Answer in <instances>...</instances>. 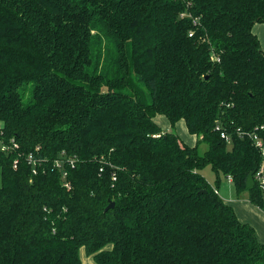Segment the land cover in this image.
<instances>
[{"label": "trees", "instance_id": "obj_1", "mask_svg": "<svg viewBox=\"0 0 264 264\" xmlns=\"http://www.w3.org/2000/svg\"><path fill=\"white\" fill-rule=\"evenodd\" d=\"M257 23L264 0H0V264H264L216 192L264 211Z\"/></svg>", "mask_w": 264, "mask_h": 264}, {"label": "crops", "instance_id": "obj_2", "mask_svg": "<svg viewBox=\"0 0 264 264\" xmlns=\"http://www.w3.org/2000/svg\"><path fill=\"white\" fill-rule=\"evenodd\" d=\"M216 191L233 208L241 222L254 228L257 240L264 243V211L249 201L248 192L237 194L230 179L221 182Z\"/></svg>", "mask_w": 264, "mask_h": 264}, {"label": "rangeland", "instance_id": "obj_3", "mask_svg": "<svg viewBox=\"0 0 264 264\" xmlns=\"http://www.w3.org/2000/svg\"><path fill=\"white\" fill-rule=\"evenodd\" d=\"M253 31L254 33L258 36L261 46L264 49V23H257L253 26ZM157 119V122L160 124L162 127V130L167 132V131H173L178 134V136L186 143L192 145L196 141V136L194 134H190L187 131V128L185 126V123L183 120L177 121L174 125H171L167 119L163 118V116H159ZM166 121H165V120ZM206 148V145L201 143L199 145V152L202 153ZM201 173L205 176L206 180L211 184L214 185V172L210 168L209 165L203 167L201 169ZM225 179L221 178V182H224ZM81 259L83 264H93V260L91 256H87L81 251Z\"/></svg>", "mask_w": 264, "mask_h": 264}, {"label": "built area", "instance_id": "obj_4", "mask_svg": "<svg viewBox=\"0 0 264 264\" xmlns=\"http://www.w3.org/2000/svg\"><path fill=\"white\" fill-rule=\"evenodd\" d=\"M1 132H2V131H1V129H0V134H1ZM221 136H224V134L221 133ZM224 137H225V136H224ZM226 139L228 140L227 137H226ZM253 139H254V141H255V145H256V147L260 149V151L262 152V154H264V149H263V147H262V142H261V140L259 139V137H257L256 134H254V135H253ZM13 147H17V145H16V144H13ZM10 148H11V146H9V145H7V144H5V143H3V142L0 143V149H1V150H8V149H10ZM27 158L29 159V161H30L31 163L35 164L32 154H29V155L27 156ZM56 164L58 165L59 162L57 161ZM33 172H35V169H33ZM254 177L260 182V184L262 185V189L264 190V173H263V167H260V168L258 169V171L254 174ZM216 192H217V191H216Z\"/></svg>", "mask_w": 264, "mask_h": 264}, {"label": "water", "instance_id": "obj_5", "mask_svg": "<svg viewBox=\"0 0 264 264\" xmlns=\"http://www.w3.org/2000/svg\"><path fill=\"white\" fill-rule=\"evenodd\" d=\"M254 184L253 172H251L246 180V187H251ZM113 206V202H110L106 207L105 210L110 209Z\"/></svg>", "mask_w": 264, "mask_h": 264}]
</instances>
